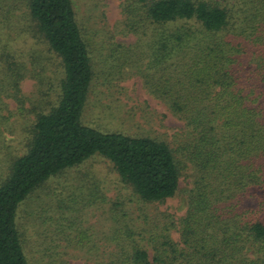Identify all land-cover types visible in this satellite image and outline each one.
Instances as JSON below:
<instances>
[{
  "label": "trees",
  "instance_id": "1",
  "mask_svg": "<svg viewBox=\"0 0 264 264\" xmlns=\"http://www.w3.org/2000/svg\"><path fill=\"white\" fill-rule=\"evenodd\" d=\"M23 2L19 15L28 24L21 26V4L0 0V73L11 86L23 75L19 29L20 37L33 31L48 43L65 77L0 185V264H30L17 222L23 201L95 155L110 160L144 202L174 197L187 170L191 186L183 215L151 223L145 214L139 230L117 227L111 255L93 264H264V0L123 2L129 29L158 30L148 56L158 67L154 91L185 123L176 149L86 125L95 66L73 1Z\"/></svg>",
  "mask_w": 264,
  "mask_h": 264
},
{
  "label": "rangeland",
  "instance_id": "2",
  "mask_svg": "<svg viewBox=\"0 0 264 264\" xmlns=\"http://www.w3.org/2000/svg\"><path fill=\"white\" fill-rule=\"evenodd\" d=\"M16 1L21 4L17 16L22 15L24 0ZM72 1L95 66L84 123L104 131L155 137L176 149L185 123L154 91L158 67L148 50L156 27L129 29L125 0ZM21 15L20 25L28 24ZM18 32L13 34L20 41L15 51L24 55L23 75L11 86V77L0 73V185L14 160L26 153L36 116L56 105L65 77L61 57L45 40L33 31L21 37ZM189 174L184 172L180 190L164 202L141 201L101 155L51 176L18 212L30 264H93L109 258L117 227L139 230L145 214L151 223H158L185 213Z\"/></svg>",
  "mask_w": 264,
  "mask_h": 264
}]
</instances>
